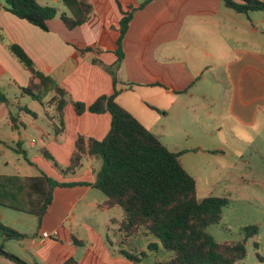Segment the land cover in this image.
Masks as SVG:
<instances>
[{"label":"crops","instance_id":"crops-1","mask_svg":"<svg viewBox=\"0 0 264 264\" xmlns=\"http://www.w3.org/2000/svg\"><path fill=\"white\" fill-rule=\"evenodd\" d=\"M36 1L52 7L59 3L56 9L65 10L60 0ZM88 1L92 12L83 24L68 28L57 15L47 21V30L14 16L0 1V93L5 97L0 144L17 155L0 162V174L44 173L62 183L54 187L40 222L0 206V223L26 234L19 240L0 235V244L27 264H61L69 258L75 264H157L169 255L161 246L151 251L153 261L146 255L134 262L120 253L137 254L157 239L142 230L145 247L131 242L142 231L125 245L116 242L115 222L124 212L119 218L108 216L111 209L101 207L105 198L92 185L98 159L85 156L74 173L62 174L42 151L65 167L78 135L100 140L107 134L108 112L77 114L73 102L87 106L112 93L106 67L117 59L119 21L128 11L132 17L116 70L120 106L174 151L179 150L164 140L173 141L177 130L189 148L201 152L208 143L214 144L208 149L228 141L252 144L264 129V12L237 13L222 0H151L141 7L145 0ZM10 43L67 91L62 130L55 106L47 104L52 92L40 102L22 91L30 73L8 49ZM23 97L39 102V113L23 105ZM0 264L17 263L0 253Z\"/></svg>","mask_w":264,"mask_h":264},{"label":"trees","instance_id":"trees-1","mask_svg":"<svg viewBox=\"0 0 264 264\" xmlns=\"http://www.w3.org/2000/svg\"><path fill=\"white\" fill-rule=\"evenodd\" d=\"M0 1L6 11L42 30H47V21L58 15L55 7L42 5L36 0ZM60 1L65 11L59 14V18L68 28L83 24L92 12L88 0ZM149 1L151 0H145L140 7ZM222 1L225 7L237 13L264 12V0ZM121 15L120 35L117 37L115 50L117 59L112 66L106 67L112 76V93L98 96L87 106L82 102H73L77 114L85 110L93 113L108 112L111 120L107 134L100 140L78 135L68 166L58 165L45 150L42 151L44 156L52 160L62 174L74 173L82 165L85 156L100 161L101 165L95 172L92 185L106 197L101 207H119L124 212L123 218L115 222L118 237L116 242L125 245L130 237L142 230L157 239V242H149L146 249L137 254L120 250L122 255L134 262L146 257L148 251H155L158 246L169 255L157 264H234L244 260L247 254L245 243L248 238L257 234V225L243 227L242 237L238 241H217L209 233L208 227L221 220L227 199L214 196L199 199L195 178L182 165V151L167 148L116 101L122 90L116 75L123 59L121 41L132 12ZM7 47L30 73L29 82L21 88L22 91L40 102L52 92L47 104L55 106L62 130L67 91L49 74L37 69L19 45L10 43ZM4 100V95L0 93V101ZM61 184L44 173L36 176L0 174V206L27 212L40 222L52 201L54 187ZM0 235L4 240L26 237V234L3 223H0ZM257 244L254 242L253 245L257 248ZM0 246L2 247L1 244ZM5 257L17 264H27L10 256ZM75 262L73 258H69L61 264Z\"/></svg>","mask_w":264,"mask_h":264},{"label":"rangeland","instance_id":"rangeland-1","mask_svg":"<svg viewBox=\"0 0 264 264\" xmlns=\"http://www.w3.org/2000/svg\"><path fill=\"white\" fill-rule=\"evenodd\" d=\"M59 6V3L54 4L57 9ZM57 12L59 18L63 11ZM21 103L27 105L30 111L36 110L37 113L40 111V103L29 97H23ZM261 132L260 137L252 144L236 145V142L228 141L222 148L208 149L214 147V144L208 143L204 146L203 152L189 148V144L182 141V133L178 130L173 141L164 140L169 147L182 151L181 161L196 180L199 199L208 196L227 199V204L222 209L221 220L208 227L209 233L217 241H238L242 237L243 227L257 225V234L248 238L245 243L247 248L245 259L234 264H264V129ZM226 135L231 137L228 132ZM0 151V162L17 156L1 144ZM97 192L101 198H106L101 191ZM109 212L105 215L111 214L119 218L121 213L123 214L119 207ZM144 240L142 231L141 235L134 237L131 242L144 246ZM254 242L258 243L257 248L253 245ZM6 249H9V245H6ZM151 254V251L147 252L144 259L149 258L153 261Z\"/></svg>","mask_w":264,"mask_h":264},{"label":"water","instance_id":"water-1","mask_svg":"<svg viewBox=\"0 0 264 264\" xmlns=\"http://www.w3.org/2000/svg\"><path fill=\"white\" fill-rule=\"evenodd\" d=\"M0 253L3 254V255H5V256H10L11 258L15 259L18 262H22V260H20L17 256H14L12 254H9L1 246H0Z\"/></svg>","mask_w":264,"mask_h":264},{"label":"built area","instance_id":"built-area-1","mask_svg":"<svg viewBox=\"0 0 264 264\" xmlns=\"http://www.w3.org/2000/svg\"><path fill=\"white\" fill-rule=\"evenodd\" d=\"M57 234V231H54L52 234L48 233V232H43L42 233V236L43 237H49V236H53V235H56Z\"/></svg>","mask_w":264,"mask_h":264}]
</instances>
